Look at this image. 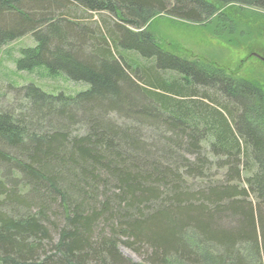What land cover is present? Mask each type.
<instances>
[{
  "label": "trees",
  "instance_id": "16d2710c",
  "mask_svg": "<svg viewBox=\"0 0 264 264\" xmlns=\"http://www.w3.org/2000/svg\"><path fill=\"white\" fill-rule=\"evenodd\" d=\"M223 7L264 18V0H0V47L35 41L16 68L84 86L0 108V264H264V86L150 30Z\"/></svg>",
  "mask_w": 264,
  "mask_h": 264
},
{
  "label": "rangeland",
  "instance_id": "374dc122",
  "mask_svg": "<svg viewBox=\"0 0 264 264\" xmlns=\"http://www.w3.org/2000/svg\"><path fill=\"white\" fill-rule=\"evenodd\" d=\"M236 12L223 7L216 16L201 23L161 13L150 21V30L162 48L180 58L209 63L233 76L256 80L264 86V18L251 9ZM78 13H91L93 20L98 18L94 11L78 10ZM34 44L32 36L24 35L0 47V108L11 101V87L33 83L44 90L66 95H74L84 88L61 76L50 78L38 71L18 70L15 60L20 56V49ZM122 54L126 59L137 58L127 51ZM120 251L128 260L140 261L133 251L123 246Z\"/></svg>",
  "mask_w": 264,
  "mask_h": 264
}]
</instances>
